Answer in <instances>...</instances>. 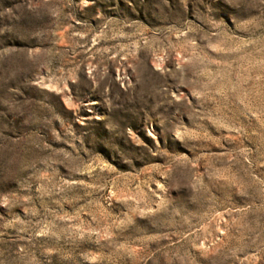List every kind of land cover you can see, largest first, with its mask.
<instances>
[{
	"label": "rangeland",
	"instance_id": "obj_1",
	"mask_svg": "<svg viewBox=\"0 0 264 264\" xmlns=\"http://www.w3.org/2000/svg\"><path fill=\"white\" fill-rule=\"evenodd\" d=\"M0 264H264V0H0Z\"/></svg>",
	"mask_w": 264,
	"mask_h": 264
}]
</instances>
